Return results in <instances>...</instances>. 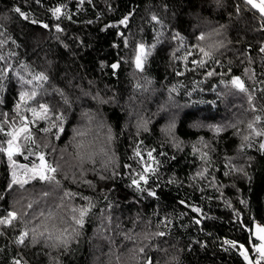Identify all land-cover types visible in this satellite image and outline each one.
<instances>
[{
	"label": "trees",
	"instance_id": "1",
	"mask_svg": "<svg viewBox=\"0 0 264 264\" xmlns=\"http://www.w3.org/2000/svg\"><path fill=\"white\" fill-rule=\"evenodd\" d=\"M57 7L59 19L53 15ZM208 33L216 35L198 39ZM141 43L151 49L143 70L135 67ZM217 43L223 46L211 59L199 52ZM261 48L264 18L244 0H0V147H7L6 133L20 126L21 116L31 121L29 109L44 104L50 119L29 125L40 147H27L63 165L59 186L32 180L9 188L13 172L25 178L20 166L39 161L28 155L22 138L15 167L0 151V217L23 212L33 228L41 213L67 220L70 208H89L80 234L59 249L41 238L33 243L31 234L17 243L24 221L0 225V264H255L260 238L253 230L264 227ZM38 76L47 79L37 88ZM234 77L246 92L232 85ZM33 90L37 96L22 103L20 93ZM85 112L94 117L87 139L107 157L81 169L73 137L87 125ZM61 114L60 138L55 128L44 134L41 129L58 125ZM170 122L175 139L162 131ZM216 127L222 130L215 133ZM149 151L157 174H149L138 191L131 178L156 167ZM108 158L111 163L102 167Z\"/></svg>",
	"mask_w": 264,
	"mask_h": 264
},
{
	"label": "snow or ice",
	"instance_id": "2",
	"mask_svg": "<svg viewBox=\"0 0 264 264\" xmlns=\"http://www.w3.org/2000/svg\"><path fill=\"white\" fill-rule=\"evenodd\" d=\"M246 3L251 5L253 8H256L259 10L261 13L262 18H264V0H260V3H256L255 0H246ZM17 12L20 10L17 8ZM61 13V9L57 7L53 11V15L59 19ZM20 15H24L23 13H20ZM27 18V17H25ZM153 20H157V17L153 16ZM127 22V17H125L124 20H121V24H126ZM45 28L48 27V25H44ZM56 30L59 32L61 31L59 25L56 26ZM216 33H208L207 35L201 34L198 39L200 41H207L210 40ZM127 43V41H125ZM222 43H217V44H209L208 45V50L206 51L204 47L199 48V52L203 54L204 57H207L211 59L215 53V51L219 48L222 47ZM261 51L264 52V48H261ZM151 49H145L144 44H139L137 47V51L135 54V67L137 69L143 70L144 67V61L147 59L148 55H150ZM0 59H3V57H0ZM194 64L197 63V61H192ZM199 65L202 67L204 66L205 61L201 59L199 62ZM113 68L117 67V65H113ZM214 73L209 72L208 75H213ZM37 83L34 85V87H40L39 82L44 81L47 79V77L44 76H38L34 78ZM23 83L32 85L33 80H27L24 81ZM232 85L237 87L241 92H246L247 90L244 87V84L241 82L239 77H234L231 81ZM37 96V92L33 90L30 94L26 92H21L20 93V100L22 103L27 104L28 100H32ZM249 101H251V97H249ZM20 104L17 105V109L20 108ZM31 111L33 119L29 121L26 117L21 116L20 117V126L12 128L10 131H8L6 134L10 137L7 141V147L3 148L0 147V151H4L7 153L8 159L12 161L13 166H16V162L12 159L13 156L16 153L23 154L21 152V144L18 143V141L23 140L24 145H25V150L28 152L29 156H35L39 163H33L31 167H28L27 165H21L24 169L25 173V178H17L16 173L13 172L12 176V181L9 184V188H11L13 185H19L20 188H24L26 184L29 183V181L32 180H39L43 182H47L50 184H55L59 186V181L56 178V174L61 171L63 165L59 162L56 161L54 163H49L48 160L46 159V154L43 151H33L31 147H27V145H35L36 148H39L40 145L36 144V141L34 137L32 136L31 129L29 127L30 124L35 125L37 123V120H49V108L48 106L44 104L39 105V111L35 108L29 109ZM6 116V114H3ZM84 117L87 118V125L83 128H79L75 130V135L73 137L74 141V147L76 149L75 152V159L78 161V166L83 169V166L86 163H93L95 164L97 162L98 157H107V152L105 149L101 148L99 152L94 151L92 147L91 141L87 139L88 135L91 133V125L94 121V117L89 115L87 112L82 114ZM65 117L61 115H57L55 117V121L59 122L57 123H52L51 127H45L41 129V131L44 134H49L53 133V129L55 128L56 131L53 133L55 139L60 138V133L64 131L63 127V121ZM256 120L259 121L260 117L257 116ZM6 122V121H5ZM141 127L144 128V130H147L146 123H142L140 125ZM104 127L103 124L98 125V128ZM176 125L174 122H170L165 128L162 129V131L174 138V129ZM232 127H235V125H232ZM248 128L252 129L253 124L249 123ZM222 129L219 127H216L214 129L215 133H219ZM0 131H4V125L0 124ZM257 135H260V133H256ZM108 140H112L111 136V129L108 130ZM244 141H248L249 137L244 136L243 137ZM44 148H50L52 152L56 151V148L53 145H50L48 143L43 144ZM260 148L264 149V143L260 144ZM136 157H138L141 161H143V157L141 156V153L137 151L135 153ZM147 156L150 161H152V164H155L156 167H152L151 165H148L144 168H142L140 173H137L136 176L131 178V184L132 186L136 187L137 190H142L140 185L141 182L143 184H147L149 180V174L151 175H156L157 174V169H158V162L155 161V158L153 157L152 151H149L147 153ZM63 157H61V160ZM111 163V158H108L106 160L101 161V166L107 168L108 164ZM130 167V166H129ZM198 175H200L198 173ZM65 196L67 197H72V193L70 192H65ZM149 195L155 196L156 193L154 191L149 192ZM45 196H47V193H45ZM2 198V197H0ZM183 203V202H181ZM33 204L30 202L27 204L28 208H32ZM71 215L70 217L65 220V218L62 215H59L57 213H52L50 212L47 216H44L43 213H41L42 219L40 222L36 224L35 227L33 228H28L27 224L28 221L24 220V213L21 212L18 214L16 211H9L6 216L0 217V225L4 226H12L14 221L20 220L24 221L25 223V228L20 232L19 237L17 238V243L23 244L25 242V238L31 234L32 242L35 243L38 238L41 239H46L51 242V245L53 247L63 245L64 247H67L69 241L71 239H74L76 236L80 234V228H82L84 224V219L85 216L89 213V208H70L69 209ZM193 211L195 212H200L201 210L199 208H194ZM200 221L198 220L197 223ZM68 225V226H65ZM257 234L259 235V238L261 241H264V228H258ZM158 235L163 236L164 233H158ZM131 237H128L130 239ZM225 243L230 244L233 247H236L235 242L232 241H225ZM242 248V246H241ZM254 250L259 253V258L255 262V264H260L261 261H264V243L260 244L259 246H254ZM141 252L144 251V249H140ZM241 255L245 257L247 260L248 257L246 255V251H241ZM14 264H21L19 260L14 261Z\"/></svg>",
	"mask_w": 264,
	"mask_h": 264
},
{
	"label": "clouds",
	"instance_id": "3",
	"mask_svg": "<svg viewBox=\"0 0 264 264\" xmlns=\"http://www.w3.org/2000/svg\"><path fill=\"white\" fill-rule=\"evenodd\" d=\"M44 241H45L46 246L51 247L53 249H59V247L62 246V245H60V246L53 247L51 245L50 241H48L46 239ZM106 264H117V261L115 259H110L109 261L106 262Z\"/></svg>",
	"mask_w": 264,
	"mask_h": 264
},
{
	"label": "rangeland",
	"instance_id": "4",
	"mask_svg": "<svg viewBox=\"0 0 264 264\" xmlns=\"http://www.w3.org/2000/svg\"><path fill=\"white\" fill-rule=\"evenodd\" d=\"M263 228H264V227H263ZM253 233H254L255 235H257V237H259V235L257 234V229H256V228L253 230ZM262 243H264V241H261V240H260L259 245L262 244ZM244 251H245V250H244ZM246 255H247V251H246ZM248 258H250V257H248Z\"/></svg>",
	"mask_w": 264,
	"mask_h": 264
},
{
	"label": "water",
	"instance_id": "5",
	"mask_svg": "<svg viewBox=\"0 0 264 264\" xmlns=\"http://www.w3.org/2000/svg\"><path fill=\"white\" fill-rule=\"evenodd\" d=\"M244 1H246V0H244ZM255 2L256 3H260V0H255ZM251 6V5H250ZM252 7V6H251ZM253 8V7H252ZM255 11H257L259 14H260V16H261V13L259 12V10L258 9H256V8H253Z\"/></svg>",
	"mask_w": 264,
	"mask_h": 264
},
{
	"label": "built area",
	"instance_id": "6",
	"mask_svg": "<svg viewBox=\"0 0 264 264\" xmlns=\"http://www.w3.org/2000/svg\"><path fill=\"white\" fill-rule=\"evenodd\" d=\"M255 257L258 259L259 258V253L255 252Z\"/></svg>",
	"mask_w": 264,
	"mask_h": 264
}]
</instances>
